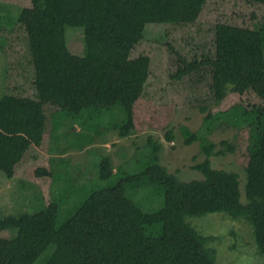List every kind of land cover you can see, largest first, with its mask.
Returning <instances> with one entry per match:
<instances>
[{
  "label": "trees",
  "instance_id": "1",
  "mask_svg": "<svg viewBox=\"0 0 264 264\" xmlns=\"http://www.w3.org/2000/svg\"><path fill=\"white\" fill-rule=\"evenodd\" d=\"M29 1L15 25L2 30L8 41L17 26L23 29L31 64L27 68L21 62L19 69L7 73L6 92L0 97V170L5 175H10L29 145H41L49 119L45 101L28 93L30 78L38 94L68 87L83 95L87 105L74 113L89 110L101 117L105 110L110 115L119 111L120 117H113L110 127L120 137H129L134 133V106L147 91L152 65L149 55L133 52L147 38L167 44V27L192 28L207 2ZM242 1L248 8H264V0ZM68 27L82 31V54L71 50ZM212 31L202 43L191 39L180 47L169 45L176 58L172 78L188 79L198 92L208 81L217 101L230 93L253 91L262 104L251 109L237 105L207 115L203 133L181 127L187 145L201 144L205 158L193 167L202 177L185 181L169 172L160 163L161 143L149 136L137 155L142 157L135 172L123 169L124 163L114 167L109 157H102L100 178L109 183L90 191L65 218L60 217L55 190L49 204L39 205L44 198L38 193L30 200L33 207L38 202L33 211L0 215V264H36L45 252L43 264H216L217 251L208 246L212 237L189 222L191 217L216 212L245 220L258 252L264 255V21L251 27L220 22ZM226 116L248 129L246 203L241 201L240 175L212 166V155L234 149L226 140L216 143L205 135ZM166 135L173 140L171 131ZM50 165L36 174L57 182L59 160L51 156ZM138 187L161 194L162 205L144 210L129 195Z\"/></svg>",
  "mask_w": 264,
  "mask_h": 264
},
{
  "label": "rangeland",
  "instance_id": "2",
  "mask_svg": "<svg viewBox=\"0 0 264 264\" xmlns=\"http://www.w3.org/2000/svg\"><path fill=\"white\" fill-rule=\"evenodd\" d=\"M29 3V0H0V97L6 92L7 73L19 69L21 62L27 68L31 65L23 29L17 26L13 34L8 33V41L7 34L2 31L15 25L20 9ZM257 21H264V8L261 6L248 8L242 0H207L197 24L192 28L167 27L170 32L167 44L152 38L145 39L133 55L144 53L152 58L151 75L145 95L134 106V133L129 137H120L118 130L110 127L112 118L120 117L119 111L110 115L109 110H105L101 117L89 110L74 113L87 105L83 95L68 87L44 91L46 93L39 91L38 94L35 88L32 89L30 78L26 82L28 93L36 97L38 95L45 101L44 108L49 119L41 145H29L21 160L13 166L10 175L0 170V215L33 211L38 202L33 201L37 202L33 207L30 200L38 193L44 198V203L41 201L39 205L49 204L53 202L51 197L55 190L60 217L65 218L72 206L84 199L90 191L109 183L100 178L98 164L102 157H109L114 167L124 163L123 169L135 172L140 169L139 159L142 157V154L140 158L137 155L148 142L149 136L161 143L160 163L169 172L176 173L185 181L202 177L193 167L205 158L201 144L196 141L187 145L181 127L185 125L194 132L203 133L205 116L227 111L237 105L251 109L260 106L262 100L253 91H247L244 94L230 93L225 99L217 101L210 91L208 81L203 82L198 92L188 79L174 80L172 74L176 70V58L169 45L180 47L191 39L202 43L207 36H211L209 30L212 31L216 23L251 27ZM74 29L77 27L67 28L69 46L73 52L82 54L83 33ZM54 112L51 121L50 115ZM216 123L205 135L216 143L226 140L234 149L212 155V166L233 170L240 175L241 201L246 203L248 129L245 123L232 121L227 116ZM169 131L174 135L173 140L167 138ZM51 156L59 160L55 173L57 182L36 174L39 169L51 168ZM129 195L147 211L157 210L163 201L161 194L143 187L129 191ZM63 197L70 201L66 203L64 198V202L60 203L59 199ZM189 222L200 233L212 237L208 246L217 251L216 264H264V255L258 252L251 227L245 220L216 212L191 217ZM47 253L36 264H43Z\"/></svg>",
  "mask_w": 264,
  "mask_h": 264
}]
</instances>
